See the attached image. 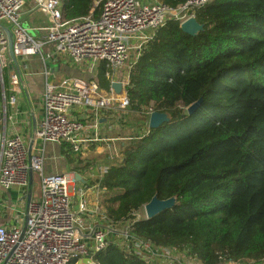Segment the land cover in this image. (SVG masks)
Wrapping results in <instances>:
<instances>
[{"label": "trees", "instance_id": "16d2710c", "mask_svg": "<svg viewBox=\"0 0 264 264\" xmlns=\"http://www.w3.org/2000/svg\"><path fill=\"white\" fill-rule=\"evenodd\" d=\"M60 1L65 19L96 17L101 8L98 0ZM157 1L175 7L184 0ZM195 19L203 30L194 36L167 20L134 62L124 87L130 113L145 121L150 108L168 121L122 147L121 162L103 175L102 203L122 223L152 196H174L172 207L135 221L130 233L186 248L202 264L262 261L264 0H212L195 9ZM105 69L99 62L96 77L109 90ZM94 259L156 264L115 244Z\"/></svg>", "mask_w": 264, "mask_h": 264}, {"label": "built area", "instance_id": "2783aa9c", "mask_svg": "<svg viewBox=\"0 0 264 264\" xmlns=\"http://www.w3.org/2000/svg\"><path fill=\"white\" fill-rule=\"evenodd\" d=\"M26 1L0 0V125L14 121L8 108L17 103L22 71L31 56H39L44 65L42 115L30 145L18 133L0 140V187H15L24 199L29 192L17 222H0V264H76L81 260H85L82 264H98L94 254L109 244L142 260L155 258L159 262L187 250L186 259H175L171 264H193L189 259L202 264L186 248L156 245L132 235L131 224L146 218L143 206L122 223L107 217L101 205L105 191L102 178L111 165H102L97 176L92 180L84 177L81 183L72 171L43 174L42 153L46 141L64 146L72 157L82 155L91 144L108 142L100 135L101 118L112 111L128 109L124 87L143 48L167 20L180 23L195 17V9L212 0H184L175 7L157 0H98L101 8L96 17L89 13L68 19L62 17L60 0H30L33 11L45 15L41 26L23 23ZM48 44L52 46L51 53H46ZM46 61L84 65L95 72L102 62L109 90L91 75L87 79L54 77ZM112 82L121 83L119 94L112 89ZM151 112L149 108L141 133L133 139L148 131ZM107 150L121 155L114 145H108ZM32 174L37 175L40 184L37 200L31 195ZM88 216L96 221L87 223Z\"/></svg>", "mask_w": 264, "mask_h": 264}, {"label": "crops", "instance_id": "0c3cea01", "mask_svg": "<svg viewBox=\"0 0 264 264\" xmlns=\"http://www.w3.org/2000/svg\"><path fill=\"white\" fill-rule=\"evenodd\" d=\"M38 14L43 15L40 13H35L33 11V8H31V1L27 0L25 6L23 7V12H22L23 23L26 25H31V26H39V24H36L37 23L35 21L36 19H34L35 17L39 16ZM50 62L51 61H46L45 65H48ZM17 63L19 65L20 61H18ZM59 64L60 65H63V64L70 65L69 63H63L62 61H60ZM64 65L61 67V69H63L64 71L68 73H70V70L75 71L74 68H76V70H79L80 68L84 67L80 65V66H76L73 68L68 67L69 69H67ZM43 69H44V65L39 56H31L26 59V68H24L22 71L21 87L19 88L17 103L15 106L8 108V114L13 117L14 121L11 122L10 120H7L5 122V125L3 124L0 125V140L2 138H6V136H9L13 133H18L21 136L23 142L26 143L27 145H30L31 143L30 139L32 137L33 130L35 126L38 124L37 122L42 115V104H41L40 96H41V92L43 89V82H44ZM52 73L54 77H57V78L62 77L61 75L57 74L58 72L52 71ZM63 76H75V77H79V78L82 77L86 79L90 77V75L88 76L87 72L82 73L80 76L71 75V74H64ZM51 78L53 80L52 76ZM117 111L118 110L112 111L110 115L104 114L103 117L101 118L102 130H101L100 135L106 137V140H108L109 142L103 141L101 143L91 144L86 149L88 148L90 149L94 148L95 150H98L100 148L102 149L104 145L106 147L110 144V142L111 144H114L113 142L115 140L117 147L119 146L118 150H121L122 152V147L124 145H127L131 141H133L132 136H135L137 133L135 135H132V134L130 135L129 134L130 132L127 129V127H123V126L119 127L115 125V119H117V116L113 117V115ZM141 127H142V124L141 125L139 124L136 126V128H140V129ZM119 141L120 143H118ZM63 149L66 150L64 146H60L54 142L46 141L44 143L43 153H42L44 165H43L42 173L49 174V173H55V172L72 171L74 172V177L75 175H78L79 180L77 181L82 183L84 181L83 178L85 177V175H89V174H86L84 172L83 174L78 173L76 171V168H79L80 165H79V162L77 161V157H72V155L69 154V151H68V156H66L64 153H62ZM105 150H107V147ZM31 180H32V183H34L35 180H38L37 175L32 174ZM38 184H39V180H38ZM12 188L14 190L16 189L15 187H12ZM10 189L11 188L4 190L0 187V194L4 195L6 199L12 200L14 202V199L8 192ZM18 191H19L18 195L14 197L18 202H21L23 204V207H22V211H23L25 209V205L27 202V195L24 199L21 196V191L20 190ZM9 217H10L9 214H7V217L4 218L3 214H1L0 212V222L1 223H6V224L8 222L13 223L14 219H12V217L11 218ZM89 217L91 216H88V218H86L87 223L91 222ZM93 218L96 221L95 217ZM80 262L82 264L85 262V260H81L76 264H79Z\"/></svg>", "mask_w": 264, "mask_h": 264}, {"label": "rangeland", "instance_id": "374dc122", "mask_svg": "<svg viewBox=\"0 0 264 264\" xmlns=\"http://www.w3.org/2000/svg\"><path fill=\"white\" fill-rule=\"evenodd\" d=\"M42 14V13H41ZM39 15V14H38ZM41 16V17H40ZM34 19H36L35 21L37 22L36 24H39V26L41 24H44L46 21V18L44 15H39L37 17H35ZM48 48H46V53H51L52 52V46L50 44L47 45ZM48 65L51 66V70L53 72H58V75L63 76L64 74H71V75H76V76H80L82 73L87 72L88 76H95L96 77V72L91 70L89 67H82L79 70H76V68H74L75 71L70 70V73L64 71L63 69H61V67L64 65H60L59 62L53 61L50 62ZM67 69L69 68H73L76 66H80L77 64H70V65H64ZM69 67V68H68ZM61 69V70H60ZM97 71V70H96ZM78 72V73H76ZM97 78V77H96ZM49 80H52L51 76L48 78ZM54 80V78H53ZM110 115V113H109ZM117 116V119H115V125L117 126H123V127H127V129L129 130V134L131 135H135L137 132V134H139V132L141 131L140 128H136L137 123H139L141 120L143 121L142 127L144 123L146 122V120L144 121L143 115L141 116V114H134L133 112L130 113V110L127 109L126 111H122V110H118L113 117ZM133 119V120H132ZM141 119V120H139ZM147 119V118H146ZM134 120H139V121H134ZM137 122V123H135ZM140 124V125H141ZM140 130V131H139ZM141 133V132H140ZM122 141V140H120ZM120 141L118 143H120ZM125 141V140H124ZM109 142V141H108ZM127 142V141H126ZM129 142V141H128ZM115 144V147L117 148L118 152H121V150L119 149V146L117 147L116 141L114 140L113 142ZM105 144V142H104ZM114 144H111L110 142V147H112ZM90 146V145H89ZM88 146V147H89ZM108 147V146H106ZM105 145L102 147V149H98L95 150L94 148H88L85 151H83L82 155L77 156V161L79 162L80 167L76 168V171L78 173H86L89 175H85V178L88 180H92L95 176L98 175L99 173V168L102 167V165H114L115 163H119V160L121 157V155L118 156L119 153H115V152H109L106 149ZM121 154V153H120ZM90 178V179H89ZM93 181H90V184H92ZM39 189H40V184H38V180H35L34 183H32L31 185V195H32V199L37 200L38 196H39ZM9 194L12 196V198L14 199V202L12 200H8L4 197V195L0 194V212L1 214H3L4 218L7 217V214H9V218L12 217V219H14V222H17V218L21 217V211H22V207L23 204L21 202H18L15 197L16 195H18V189L14 190L13 188H11L9 191ZM15 196V197H14ZM2 201L4 202V204L2 203ZM102 207L104 206V204L101 202ZM8 212V213H7ZM88 218V217H87ZM91 223H94L95 220L93 217H89ZM96 219V218H95ZM120 245L123 242H119ZM166 247H170L169 245H165ZM162 247V246H161ZM124 251H126L125 249H123ZM182 251V250H181ZM187 250L182 251L183 253H179L176 254L175 257L176 258H172L171 260H166L168 258H165L164 260L162 259V261L159 262L158 259L152 258V262L154 263H160V264H171L172 261L176 260H181L182 257L184 259H186L185 256V252ZM189 259V258H188ZM193 264H197L195 261L189 259ZM224 264V263H222ZM238 264H264V260L262 261H257V262H253V261H249L246 263H242L239 262Z\"/></svg>", "mask_w": 264, "mask_h": 264}, {"label": "water", "instance_id": "95a60500", "mask_svg": "<svg viewBox=\"0 0 264 264\" xmlns=\"http://www.w3.org/2000/svg\"><path fill=\"white\" fill-rule=\"evenodd\" d=\"M180 28L183 32L187 33L188 35L194 36L199 31L203 30V24L196 21L195 17H189L180 23ZM10 41V39H9ZM10 44V42H9ZM112 89L115 93L119 94L122 91V85L118 82H112L111 84ZM198 102L194 103L188 108V112H191ZM148 126L149 128H156L163 122L168 121V117L164 112H155L152 111L148 118ZM75 179H78V175H75ZM29 199V192L27 194V200ZM176 198L174 196L166 198V199H158L155 196H152L151 200L148 201L143 205V211L146 218H152L153 216L160 213V211L170 208L175 203Z\"/></svg>", "mask_w": 264, "mask_h": 264}]
</instances>
